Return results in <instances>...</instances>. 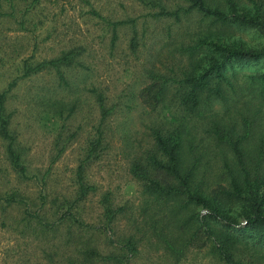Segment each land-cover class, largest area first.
Segmentation results:
<instances>
[{
  "label": "rangeland",
  "instance_id": "374dc122",
  "mask_svg": "<svg viewBox=\"0 0 264 264\" xmlns=\"http://www.w3.org/2000/svg\"><path fill=\"white\" fill-rule=\"evenodd\" d=\"M88 1L89 4L77 0H40L24 16L28 22L23 26L19 23L20 12H14L12 18L0 17V92L16 79L6 92L4 107L9 114V131L16 138L26 167L25 176L15 172L7 159L5 141L0 138V264H68L70 259H76L75 247H82L80 240L84 239L100 252L109 250L104 245L105 234L97 229L102 225L99 199L108 193L113 206L126 207L125 214L113 225L118 235L128 233L131 219L137 224L142 220L143 196L128 171L131 155L148 145L150 119H168L173 112L160 107L150 111L141 103L138 92L148 81L146 73H163L185 65L186 59L178 53V47L192 43L207 31L222 33L212 35L222 43L233 41L254 50L264 47L263 32L244 26L217 29L218 23L211 24L194 9L174 20L171 16H150L157 9L138 0ZM233 1L252 13L248 1ZM161 2L167 9L178 3L186 6L183 0ZM255 2L264 11V0ZM90 8L110 21L134 19L135 50L130 49L129 24L114 29L111 44V27L91 14ZM77 46L82 48L80 59L84 67L64 70L68 85H60L52 71L19 77L23 59L28 62L48 59ZM261 66L264 58L234 68L237 78L243 80ZM92 86L104 93L108 104H114V111L104 121L105 137L99 155L85 170V178L95 190L73 203L75 166L98 122V110L88 91ZM52 100L62 103L64 118L47 106ZM73 102L75 106L66 116ZM227 104L229 101L215 99L210 108L221 115ZM57 136L67 142L54 158L55 141L61 143ZM12 194L15 200H7ZM66 209L84 225L59 220ZM24 210L30 214L26 215ZM200 211L206 213V209ZM238 222L242 224L243 220ZM211 242L207 239L203 247L191 246L175 258L152 236H143L128 264H223L213 252ZM238 243V257L247 262L255 247L244 239Z\"/></svg>",
  "mask_w": 264,
  "mask_h": 264
},
{
  "label": "trees",
  "instance_id": "16d2710c",
  "mask_svg": "<svg viewBox=\"0 0 264 264\" xmlns=\"http://www.w3.org/2000/svg\"><path fill=\"white\" fill-rule=\"evenodd\" d=\"M77 1L89 4L88 0ZM138 1L157 9L150 13L153 17L171 16L179 20L180 14L194 9L211 24L218 23L217 29L244 26L264 34V11L255 0H246L252 5V13L233 0H183L186 6L178 3L173 9L164 7L161 0ZM38 4L40 0H0V17L12 18L14 12H20L22 25L28 22L24 16ZM90 13L111 27V44L115 39L114 29L129 24L130 49L135 50L134 19L110 21L92 8ZM217 32L207 31L192 43L179 46L178 53L185 57L186 64L163 73L148 71V81L138 92L141 103L150 111L158 107L173 111L171 118L150 119L148 145L131 155L128 171L143 196L142 220L137 224L131 219L128 233H114L113 225L125 214L126 207L113 206L109 194L104 193L99 199L102 225L97 229L105 234L104 245L109 250L100 252L96 245L80 240L83 246L75 247L77 257L68 264H128L143 236H152L175 258L191 246L203 247L209 239L223 264H264V66L245 75L243 80L237 78L234 68L243 62L263 59L264 47L254 50L233 41L227 44L215 41L212 35L222 34ZM81 55L82 48L77 46L48 59L34 62L23 59L19 77L52 71L57 82L66 86L64 70L84 67ZM15 80L0 92V138L5 141L12 168L19 176H25L26 167L16 147V138L9 131V114L4 107L6 92L15 85ZM88 91L98 110V122L94 136L87 141L75 166L73 203L95 190L86 180L85 170L99 155L105 137L104 121L114 111V104L107 103L100 89L92 86ZM215 99L229 101L221 115L211 111ZM47 106L64 118L61 115L64 107L59 100H52ZM74 106V102L68 106L66 116ZM123 139L128 144L126 137ZM56 140L61 143L55 141L54 158L61 154L67 142L59 136ZM7 200H15L14 194ZM20 202L25 204L23 199ZM24 213L30 214L26 210ZM58 219L84 225L69 209ZM242 239L255 247L247 262L237 253Z\"/></svg>",
  "mask_w": 264,
  "mask_h": 264
}]
</instances>
